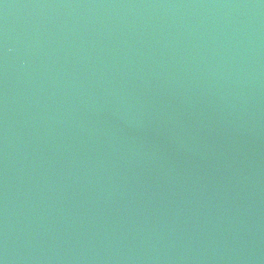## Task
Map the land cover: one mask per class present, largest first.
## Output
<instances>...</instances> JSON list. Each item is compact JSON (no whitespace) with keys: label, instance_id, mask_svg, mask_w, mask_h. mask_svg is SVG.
Segmentation results:
<instances>
[{"label":"water","instance_id":"95a60500","mask_svg":"<svg viewBox=\"0 0 264 264\" xmlns=\"http://www.w3.org/2000/svg\"><path fill=\"white\" fill-rule=\"evenodd\" d=\"M0 264H264V0H0Z\"/></svg>","mask_w":264,"mask_h":264}]
</instances>
